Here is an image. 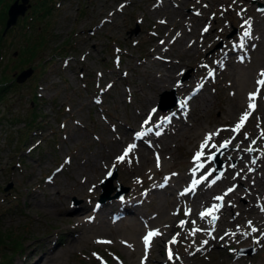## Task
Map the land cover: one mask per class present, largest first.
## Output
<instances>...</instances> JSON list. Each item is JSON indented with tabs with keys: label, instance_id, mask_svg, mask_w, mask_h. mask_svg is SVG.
Returning <instances> with one entry per match:
<instances>
[{
	"label": "rangeland",
	"instance_id": "1",
	"mask_svg": "<svg viewBox=\"0 0 264 264\" xmlns=\"http://www.w3.org/2000/svg\"><path fill=\"white\" fill-rule=\"evenodd\" d=\"M12 1L1 0L0 8L3 6L2 9L7 12L8 5ZM157 1L28 0L29 6L23 15H18L12 31L8 28L5 34H2L4 23L0 22L1 34L6 36L0 41V76L5 80L13 77L15 82L0 100V236L4 239L8 238L0 245L2 264H31L39 253L48 248L50 243L47 240L55 243L56 257L45 262L46 264H139L136 256L141 253L140 248L128 254L125 250H129L128 246L119 242L120 237L135 235L121 233V231L117 234L97 232V230L88 231L85 223L76 220L68 221L65 218L72 212L68 207L82 200L87 201L83 199L85 197H91L96 205L101 204L98 202L102 191L99 183L112 169H116V175L111 181L115 186L112 188V193L116 192L120 185L129 187L122 196L128 193L131 189V180L125 175V170L128 167V161L133 159L134 155L128 153L120 162L117 158L129 147L117 148L120 146V141L127 138H130V145H139V142L143 144L146 139L154 142L151 136L145 137L142 133L145 130L149 132L155 127L157 131V127L165 125V123L162 125L158 123L161 119L159 116L169 118L170 123L168 122L167 125L171 128L183 124L182 122L186 124L193 122L196 118L200 120L198 121L201 127L210 128L215 124L214 118L219 116L221 121L226 118L228 122H233L231 127L234 129L241 116L245 112H250L243 127L237 133H241L240 138L243 140L245 134L254 127L259 130L261 136H264V115L262 117L261 109H258L264 106V86L260 89L262 99L258 97L250 100L249 92L252 90H248L256 88L255 86L259 87L257 81L261 79V76L260 73L255 74V69L260 67L264 54H257L258 47L250 49L243 43L240 61L243 60L242 63L248 64V58L254 56L249 85L229 86L226 81L231 73L240 67L237 64L239 59L236 62L232 60L229 63L231 66H228L222 62V54L230 49L227 44L230 38L241 34L229 17L231 15L225 11L215 12L213 17H208V20L211 22L217 19L222 32L213 31V27L209 25L206 27L207 31L200 33L197 28L200 27L198 22H201V19L198 20L199 15H189L194 10L192 6L182 3L183 0L182 2L181 0H160L162 7H156L157 11L170 19V21L161 22L159 18L161 16L153 13L155 11L152 10ZM204 1L208 4L207 0H202ZM248 2L251 7H264V2L261 0ZM40 3L43 5L41 6ZM218 3L219 1L214 0L211 5L215 6ZM40 6L46 11L41 16L37 13ZM175 13L178 15L173 16ZM180 14H188L184 18H187L193 33L186 30L180 31L173 45L183 46L182 42H186L187 45L193 46V40L202 37L205 43L198 47L196 42L195 50L191 52L192 61L204 60L206 56H211L208 64L209 72L213 74L211 83L214 82V86L207 85L205 82L209 72L203 74L194 72L189 64L191 62L187 61L176 70L178 80L182 84L189 83L185 90L179 92L174 87L166 85L149 88L145 86L148 79L140 78L139 68H142V65L139 62L148 57L146 49H152L157 45L153 34L173 31L174 21L180 17ZM263 28L264 26L260 29ZM263 35L262 33L259 36L261 40H264ZM36 39L41 43L36 45L37 42H34ZM24 44L25 47L29 44L32 47L35 45V53L27 59H25L26 50L22 49ZM178 51H175L177 56H174L172 60H177L176 58L181 54ZM188 51L189 49L186 50ZM160 55L163 54L160 53ZM216 60H221L220 65ZM125 66L132 68L127 70L126 77L121 75V70L126 69ZM26 67H31V73L24 81H17L16 75ZM160 67L158 70L161 73H168V66ZM202 81L205 83L204 86L212 92V102L205 110H202L198 103H194L192 113L188 117L186 113L189 96ZM130 85H133L130 88L131 92L128 90ZM171 89L174 90L179 103L163 110L158 107L160 93ZM141 91L152 94L153 99L151 98L150 101L143 98ZM235 96L244 104L235 110L233 108L229 110L227 104ZM192 98L193 96L190 99ZM143 104H150V109L159 112V116L155 119L143 116ZM249 104H254L255 108L249 109ZM172 111L175 112L174 116L171 115ZM138 132L141 135L137 136ZM232 132L235 133V131ZM257 136L258 134L251 135L252 139ZM159 137L162 141L164 138L161 134L156 137L161 143ZM200 139L201 135L189 141L178 140L175 145H172L170 159L160 162L157 171L152 173L147 171V167L155 165L153 160H149L145 171L137 175L135 180L139 184L149 186L155 181L153 179L165 176L167 173L177 177L181 171L185 173V176L179 182L181 188L179 190H185L187 187L184 186V181L188 175V163L193 158L194 149L202 144ZM226 141H228L227 138H224L210 144L200 159L205 170L203 172L209 173L210 180L215 182L214 185L223 175V170L238 166L241 161L239 151L245 153V160H247L246 156L249 157L248 161L254 167L256 165L253 161H257L256 154L262 158L261 174L264 177V155L261 152L264 148V139H261L259 144L239 146L237 143L230 142L227 147L220 148V145ZM238 146L239 150H237ZM218 149H221L219 159L223 164L216 175L217 167L210 156ZM113 150H118L116 162L113 163L110 160L105 165L99 164L93 167L88 174L96 177L91 182L94 185L90 183L89 186L83 187L91 186V191L87 192L85 189V192L78 191L76 174L79 167L89 164L96 157L104 158ZM8 183H11V186L5 189ZM207 184L196 186L195 191L190 192L191 197L195 194L210 195ZM174 185L177 186V183ZM56 187L62 191V195L54 194ZM243 188L244 184L238 182V194L234 202L232 201V206L223 200L215 199L216 197L213 198L216 205L227 207L225 226L231 231L228 233L226 243L222 239L213 243L212 240L208 241L209 237L205 236L201 242L208 241L204 247L207 254L195 259L192 254L197 252L199 247L188 248L184 244V236L191 227L186 223L183 226L176 223L174 227H168L163 239L153 240L154 250L143 264H264L261 253L264 241L256 242L253 238V235L259 237L264 233V224L260 225L259 230L253 232L252 236L250 232H247L249 235H244V231L248 229V225H245L243 221L244 218L241 216L237 220L233 218L237 204H240L237 207L239 209L245 207L250 201L248 195L242 192ZM146 197L148 203L139 208L144 210L143 216L153 217L157 211L153 191H149ZM189 206L192 210L191 216L198 218L199 201L193 200ZM166 209L170 210L169 214L176 220L183 219L182 213L176 212L177 208L173 203H169ZM81 213L89 219L92 217L93 220L97 219L99 214L97 208L89 215L85 210ZM124 216L123 220L132 216L139 223L138 225L151 221V219L145 221L131 211ZM157 216L158 213L154 217ZM216 220L212 221L210 216L206 217L208 232ZM115 221L118 222L119 219ZM92 222L86 220L88 224ZM201 224H204L203 221ZM79 229L81 230L79 235L86 234L87 238L74 240L73 234ZM136 235L138 236L139 233L136 232ZM173 239L175 243L172 242ZM211 247L216 249L208 254ZM31 252L33 254L30 255ZM170 252L174 256L173 259L179 256L180 260L168 261L167 255Z\"/></svg>",
	"mask_w": 264,
	"mask_h": 264
},
{
	"label": "bare ground",
	"instance_id": "2",
	"mask_svg": "<svg viewBox=\"0 0 264 264\" xmlns=\"http://www.w3.org/2000/svg\"><path fill=\"white\" fill-rule=\"evenodd\" d=\"M208 4L202 2V0H181L182 3H186L189 6L193 7V11L189 13V15H199L198 20L201 19V22L199 23L200 27L198 28V31L201 33L202 31H205L206 27L211 25L213 27V31H216L217 33L222 32V29L220 27L219 21L217 19H214L213 21H209L208 17H213L215 12H222L225 11L227 14L231 15L229 16L232 19V22L237 26L240 35H234L230 38L229 44L230 49L225 51V53L222 54L223 56V63L225 65L231 66L229 63L234 60L239 59V62L237 64L240 66L238 69H235L231 75L229 76V79L226 81L227 85H249V77L252 74L253 71V65L252 59L253 57L248 58V64L245 62L242 63L241 60V53L242 51V44L244 43L246 46H249L250 49H256L257 54H264V40H261L259 36L261 34H264V28L260 29L262 26H264V7L257 8L251 7V4H249V0H216L219 1L218 4L215 6L211 5V2L214 0H207ZM257 1V0H256ZM264 2V0H261ZM221 4V5H220ZM158 6L162 7V3L160 0H158L153 5V13H156V15H160L161 22L170 21L168 16H163L159 11H157ZM118 8V6H116ZM152 13V14H153ZM154 15V14H153ZM178 15V13H175L173 16ZM184 16H188L185 14H180V17L174 21V25L172 26L173 31L171 32H163L153 34L155 36V41L157 43L156 46H153L152 49H146L148 57L146 59H143L141 62H139L142 65V68L140 69L141 79H148L145 86H148L149 88L153 87H160V86H172L176 90L183 91L186 89L189 83L182 84L177 77L176 70L178 67H181V65H184L187 63V61L191 62V66L193 67L194 72H201L203 74L204 72H209V61L211 59V56L206 58L204 60L197 59L195 61H192L193 52L197 46L200 47L205 43V40L203 38L194 39L193 46L187 45L186 42H182V45L177 44V46H174L173 43L177 39V35L180 31L186 30L189 32L193 31L190 29L191 25L187 22V18H184ZM173 17H171L172 19ZM166 19V20H165ZM195 20V21H198ZM228 21L230 19L228 18ZM245 21H248L251 25L250 28V36L244 37L243 32L248 27V25L245 24ZM198 26V25H197ZM205 28H204V27ZM264 39V35H263ZM182 46V47H181ZM195 46V47H194ZM228 46V45H227ZM226 46V47H227ZM180 49V50H179ZM189 49V53L186 52V50ZM179 50V51H178ZM158 51V52H156ZM175 51L180 52L181 54L176 58L177 60H172L174 56H177L175 54ZM163 54V55H160ZM165 53V54H164ZM191 53V54H190ZM258 57V56H257ZM263 58V57H260ZM159 60V61H158ZM217 64L220 65L221 60H216ZM138 63V64H139ZM137 64V65H138ZM160 66H168V73H161L158 69H160ZM121 70V75L126 77L127 70H130V68ZM155 68V69H152ZM223 68V67H221ZM132 69V68H131ZM264 71V59L261 62L260 67H256L255 74L261 73ZM211 73V72H209ZM192 76V75H191ZM194 76V75H193ZM207 78H205V82H207V85L214 86L211 81H213L212 75H207ZM170 84V85H168ZM204 82L197 84V87L193 90L191 95L189 96V103L187 106V113L186 115L190 117L192 113V106L194 103H198L202 110H205L206 107L212 102V92L208 90L204 86ZM135 85H140L135 83ZM133 85H130L128 90L131 92L130 88H132ZM144 87V86H143ZM256 88H250L248 90H252L249 93H257L255 98L260 97L262 99V95L260 94L261 91L257 92V89H261V86H255ZM139 89H142V87H139ZM245 92V91H244ZM141 94H143V98H147L150 101L153 99L152 94H146L141 91ZM193 96L192 99H190ZM152 98V99H151ZM96 99V98H95ZM244 104V102L239 101V98L235 96L233 99L229 101L227 104V108L230 109H236L240 105ZM150 104H143V116H150L152 119H155L159 116V112H157L155 109H150ZM174 107V106H173ZM264 106L259 107L258 109H261V116L264 115V109H262ZM181 113L182 110H181ZM259 113V114H260ZM155 114V115H154ZM198 114V112H196ZM201 114V112L199 113ZM258 114V115H259ZM171 115H175V112L172 111ZM159 120V124L162 125L165 123V125H162L161 127H156L151 129L148 133L146 130L143 135L145 134V137L151 136L154 139V142H150V140H144L143 144L139 142V145L133 144V151L129 152L130 154L133 153L134 158L130 159L128 161V167L125 170V175L128 176L131 180V189L126 193L124 196H122L129 187L126 186V190L120 194H116L115 192L112 193V190L109 192V195L102 200L103 202H100L96 205L95 202L92 201L91 197H85L83 199L87 201H83L77 204H71L68 209L69 211H72L71 214H68L66 216V220H76L81 221L80 223H85L88 227V231L97 230L103 231L105 233H111V234H117L119 231L121 233H131L135 236L132 237H120L119 242L125 244L128 246V249H125L126 252L129 254L133 250H136L140 248L141 253L137 255L138 262L144 263L146 260L149 259V255L151 254V251L154 250V244L153 240L155 239H163V235L166 233V231L169 229V226H173L178 223L180 224L181 221H185L186 224H188L191 229L189 232H187L184 236V244L188 248L192 247H199L198 251L192 254V256L196 259L199 256L207 254L205 252L204 247L208 243L209 240H212V242H219L221 239L225 241L226 238H228V233H230L231 230L225 226V222L227 220L226 214H227V207L225 205H221L219 207L218 211H215V215L217 218L216 222L211 225V229L208 232V222H206V217L201 219L200 213L205 212L207 209L212 208L215 206V202L213 198L217 197L218 195L223 196V201L229 206H232V201L234 200L235 196L238 194L237 185L239 183L244 184V188L242 189V192L249 197V202L245 207L237 209V207L240 204H237L236 209L234 210L233 218L238 219L239 216L243 217V221L245 225H248V229H246L244 232H250L251 236L253 235V232L251 231V228L249 227V222H251V227H254L259 230L260 225L264 224V177H262V167L263 162L262 158L258 157L257 155V161L255 162V167L252 166V163L248 161L249 157L246 156V159H244L245 153L242 151H239V158L241 161L238 163V166L233 168H227L226 170H223V175H221V178L219 179L218 183L216 185L215 182L211 181L209 178V173H205L203 167L197 168V164H202L199 161H194L193 158L189 160L188 166L189 170L187 171V179L185 178L184 186L186 185V189L192 188L194 182L199 181V183H195V186L198 185H204V183H208V192H210V195L205 194H195V196L191 197L192 191H195L193 188L192 191L186 192L185 190L180 191V185L179 182L181 181V178H184L185 173L179 172L177 177L176 175H173L172 173H167L165 176H160L156 179H153V181L149 186H146V184H139L137 180H135V177L141 173H143L146 169L147 164L150 162L149 160L154 161L155 166H148L147 171L149 173H152L153 171H157V166L160 164V162L165 161L166 159H170V156L172 157V145H175L178 140L186 139L191 140L196 136L201 135L200 142L202 143L205 140V137L209 134L216 133V135H213L211 140L208 142V146L204 148L203 152L215 141H219L220 139L227 138L228 141L231 143H237L239 146H245V145H254V143H258L261 139H264V136H261L259 130L254 129V127L251 128L250 132L246 133L247 138H244L243 140L240 138L241 133H233V129L231 127V124L233 122H228L225 118L221 121L220 117L217 116L214 118L215 124L213 127L206 128L200 126V120L196 118L194 120L193 116L191 117L194 121L189 123L178 124L176 126H173L172 128L167 125V123H170L169 118L164 117ZM263 117V116H262ZM179 119V118H177ZM199 120V121H198ZM139 133V132H138ZM161 134V136L164 138L163 141L160 139L161 143L157 141L156 137ZM258 134L257 137H254L252 139L251 135ZM164 135V136H163ZM130 138L125 139L124 141H120L119 148H127L130 146ZM197 142V141H196ZM254 142V143H253ZM193 144V142H192ZM154 145V147H153ZM237 147V150L240 149V147ZM140 147V148H139ZM261 149V148H260ZM259 150V148H258ZM143 151V152H142ZM146 151V152H145ZM201 151V144L197 146L196 149L193 151V157L195 154ZM262 154L264 155V148L261 150ZM118 154V150H113L111 152H108L104 158L96 157L89 164H83L79 167V170L77 171L78 176V182L76 184L78 191H90L92 188L85 187L89 186V184L95 180V176H90L88 173H91V170L93 167H96L99 164L105 165L110 160H112L113 163L116 162V156ZM119 155V154H118ZM122 156L119 155V157ZM203 157V156H201ZM125 159V158H124ZM201 159V158H200ZM264 160V157H263ZM110 162V163H112ZM121 162V161H120ZM254 167V168H253ZM198 176V177H196ZM196 177V178H195ZM174 183H177V186L174 185ZM182 183V182H181ZM54 184V183H53ZM93 184V183H91ZM139 184V185H138ZM94 185V184H93ZM101 186V183H99ZM120 185V183H119ZM221 185V186H220ZM54 186V185H53ZM259 186V187H257ZM115 187V186H114ZM117 187V186H116ZM102 189V186H101ZM229 189H233V191L229 192ZM84 191V192H85ZM149 191H153L154 197L156 200L155 206L157 207V211L151 217L143 216L144 210L139 208V206L143 207L146 203H148L147 194ZM61 190L57 187L55 188L54 194L56 196L62 195ZM227 193V195H225ZM201 196V198L199 197ZM153 198V197H152ZM99 199V197H98ZM193 200H197L200 203V206L198 207V218H193L191 216L192 210L190 209L189 204L193 202ZM234 202V201H233ZM251 202V203H250ZM169 203H173L174 207L177 208L176 212H181L183 219L181 221L176 220L173 216L169 214L170 210L166 209V206L169 205ZM46 205V204H45ZM98 209V218L94 219L91 217L90 219L88 216H83L81 212L84 210L88 212V215L91 214V212L94 209ZM135 213L137 217H140L144 219L145 221L148 219H151L148 223H145L144 225H138L139 223L135 221V219L132 216H128L127 219L123 220L124 215H126L129 212ZM185 212H189L188 215H185ZM146 213V212H145ZM156 213H158L157 217ZM147 214V213H146ZM119 219L118 222L115 220ZM87 221H93L92 224L86 223ZM195 221V224L192 222ZM203 221L204 224H201ZM193 228L200 229V231H197L195 235H191L190 232ZM125 230V231H124ZM158 231L159 235L154 236L151 240L150 245L145 247L144 243V237L145 235L150 231ZM81 230L77 233H74L73 238L74 240L84 239L87 238L86 234H83L82 236L79 235ZM136 232L139 233V235H136ZM211 233V235H209ZM227 233V234H226ZM171 235V234H170ZM174 235V233H173ZM207 236L209 237L207 243L201 242L203 241V238ZM247 238H252L248 237ZM169 238V237H168ZM253 238L256 242L264 241V233L257 237L256 235H253ZM118 240V238H117ZM201 245H200V242ZM206 241V240H205ZM49 242V246L47 249L43 250L41 253H39L31 262V264H46L45 262L55 259L56 254V248L55 243L53 241L50 242V240H47ZM167 243V242H166ZM199 243V244H198ZM198 244V245H197ZM213 245V244H211ZM264 245V243H263ZM225 246V245H224ZM262 246V243H261ZM35 247H33L34 249ZM216 248L211 247L209 250V253H212L213 250ZM218 249V248H217ZM166 251V249H164ZM54 253V254H53ZM153 253V252H152ZM261 253L263 255L264 261V248L261 249ZM33 254V252L30 253V255ZM28 255V254H27ZM169 257V255H167ZM174 256L171 255V259L168 258V261H175L180 260V257L178 256L177 259H173ZM13 261V260H12ZM182 262V261H181Z\"/></svg>",
	"mask_w": 264,
	"mask_h": 264
},
{
	"label": "water",
	"instance_id": "3",
	"mask_svg": "<svg viewBox=\"0 0 264 264\" xmlns=\"http://www.w3.org/2000/svg\"><path fill=\"white\" fill-rule=\"evenodd\" d=\"M29 6L28 0H13L7 8L6 12V18L4 22V27L2 30V34H5L8 28L13 26L18 18V15H23L25 13V10ZM231 34V33H230ZM32 69L31 67L23 68L19 71V73L16 75L17 81H24L26 77L31 73ZM179 103L178 97L175 95L174 90H163L160 93V100L158 103V107H160L163 110L172 108L174 104ZM221 154V149H218L217 151L213 152L210 156L211 160H213L214 164L217 167L216 175L220 172V167L222 166V161L219 159ZM105 178L100 182L102 186V191L99 195V201L102 202L106 196L109 195V192L114 187L111 183L112 179L116 175V169H112ZM11 186V183H8L5 187V189L9 188ZM127 188L124 186H121L117 188L116 194H120L124 192Z\"/></svg>",
	"mask_w": 264,
	"mask_h": 264
},
{
	"label": "snow or ice",
	"instance_id": "4",
	"mask_svg": "<svg viewBox=\"0 0 264 264\" xmlns=\"http://www.w3.org/2000/svg\"><path fill=\"white\" fill-rule=\"evenodd\" d=\"M245 24L248 25V27H247V28L245 29V31L243 32V36H244V37H249V36H250V28H251V25H250V23H249L248 21H245ZM205 31H207V29H205ZM209 75H212V73H209ZM260 76H261V79L257 81V84H258L259 86H264V71H262V72L260 73ZM259 91H260V89L258 88V89H257V92H259ZM256 94H257V93H251V94L249 95V99H250V100H254ZM254 108H255V105H254V104H249V109H254ZM249 115H250V112H245V113L241 116V119H240L239 123L235 126V128L233 129V131L239 132V130L243 127V124L246 122V120H247V118H248ZM139 135H141V134L138 133L137 136H139ZM157 135H159V133H157ZM213 135H216V133L209 134V135H207V136L205 137V140H204V141L202 142V144H201V151H198V152L195 154V156L193 157L194 161H199L200 158H201V156L204 155L203 149H204L205 147L208 146V142L211 140V138H212ZM245 138H247L246 134H245ZM228 143H230V141H226V142L222 143V144L220 145V148H225V147H227ZM253 143H254V142H253ZM133 147H134L133 145H130L129 148L125 150L124 154H123L122 156L118 157L117 159L120 160V161H123L124 158L128 155V153L132 150ZM212 147H215V145H212ZM249 151H251V149H249ZM253 163H255V161H253ZM201 167H203V164H197V168H201ZM110 174H111V173H109V175H110ZM217 179H219V177H217ZM195 183H199V181L194 182L193 187H192V188H189V189H186V192H188V191H192L193 188H194V186H195ZM213 183H214V181H213ZM90 191H91V189H90ZM228 191L231 192V191H233V189H229ZM225 195H227V193H225ZM223 198H224L223 196H220V197H216L215 199H217V200H219V201H222ZM219 207H220V205H215V206H213L212 208L207 209L205 212H201V213H200V217H201V219L205 218L206 216H210V217H211V220H212V221H215L218 217H216L215 215H213V213H214L215 211H218V210H219ZM262 210H264V209H262ZM188 214H189V212H185V215H188ZM192 223L195 224V221H193ZM184 224H185V221H181V222H180V226H183ZM249 227L251 228V231H252V232H256V231H257L256 228L251 227V222H249ZM197 231H200V229L193 228V229L191 230L190 234H191V235H195V233H196ZM226 234H227V233H226ZM157 235H159V232L156 231V230H154V231H150V232H148V233L145 235V237H144V243H145V247H146V249H147V247L150 245L152 238H153L154 236H157ZM209 235H211V233H209ZM244 235H249V233H244ZM172 242L175 243V239H173ZM204 243H207V241H204ZM169 258L171 259V252L169 253Z\"/></svg>",
	"mask_w": 264,
	"mask_h": 264
},
{
	"label": "trees",
	"instance_id": "5",
	"mask_svg": "<svg viewBox=\"0 0 264 264\" xmlns=\"http://www.w3.org/2000/svg\"><path fill=\"white\" fill-rule=\"evenodd\" d=\"M40 4H41V6L43 5V3H40ZM41 6H40L39 11L37 12L38 15H40V16L43 15V14H45V12H46V11H44V9ZM2 7L0 8V22L3 24L4 23V19L6 17V12H5V9H2ZM48 11L49 10H47V12ZM14 28H15L14 26L10 27L9 28V31H12V29H14ZM5 37L6 36H4V35L1 34V30H0V41H2ZM38 38L40 39V37H38ZM26 40H28L27 37H26ZM30 41H32V40H30ZM34 42H37L36 45H38L39 43H41V41L38 40V39H36ZM34 47H35V45L32 47L31 44L27 45L26 47H25V44L23 45V48L22 49H24V51L26 50V52H25V59H27L28 56H31L32 54L35 53ZM22 52H23V50H22ZM14 84H15V82H14L13 77H10V78L8 77V79L5 80L4 78H1V76H0V100L3 99V97L5 96V94L10 90L11 87L14 86ZM7 239L8 238L4 239V237L0 236V242H1L0 245L2 243H5L7 241ZM0 264H2V262H0Z\"/></svg>",
	"mask_w": 264,
	"mask_h": 264
}]
</instances>
